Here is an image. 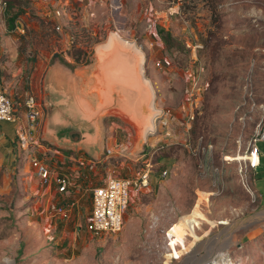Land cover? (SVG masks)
<instances>
[{
	"label": "rangeland",
	"instance_id": "obj_1",
	"mask_svg": "<svg viewBox=\"0 0 264 264\" xmlns=\"http://www.w3.org/2000/svg\"><path fill=\"white\" fill-rule=\"evenodd\" d=\"M49 1L0 4V40L6 37L16 61L24 55L8 88L37 97L38 63L51 53L65 66V51L75 60L83 50L81 65L93 68L96 47L116 32L142 51L151 88L141 82L146 104L130 139L117 128L127 123L105 124L117 131L105 140L120 151L108 160L124 161L127 177L147 162L151 171L148 183L131 191L120 230L75 228L33 251L22 242L24 203L0 195V264H264V208L244 160L264 130V0H62L63 16ZM6 9L17 13L11 29ZM72 30L82 34L77 46ZM89 39L96 41L87 51ZM151 93L160 112L143 136Z\"/></svg>",
	"mask_w": 264,
	"mask_h": 264
},
{
	"label": "crops",
	"instance_id": "obj_2",
	"mask_svg": "<svg viewBox=\"0 0 264 264\" xmlns=\"http://www.w3.org/2000/svg\"><path fill=\"white\" fill-rule=\"evenodd\" d=\"M61 1L58 0L60 4L53 0L47 2L49 9L56 5L54 12L60 10L58 16L66 13ZM2 3L3 0H0ZM56 27L60 25L56 24ZM6 43L4 36L0 40V78L7 91L17 73L11 70L15 63L20 61L21 64L24 55L16 61L17 53H11ZM112 53L109 52L103 60L95 54L93 68L70 60L66 51L64 58L69 61L66 67L60 61L51 59L53 53L44 58L46 62L39 60L43 91L40 89L37 97L44 106L33 124L29 123L26 115L25 99L8 88L16 119L0 120V195L24 203L23 218L28 230L22 242L25 247L28 246L27 251L37 250L51 242L60 243L75 228H86L91 212L92 189L110 176H128L124 161L115 166L108 160L120 151L117 146L111 145L109 139L105 140L109 132L110 139L117 134V131H107L109 126L105 124L111 122L114 128L117 122L127 123L129 127L117 125V128L123 129V136L130 139L131 127L137 128L140 119L127 111L128 106L120 93L109 83L112 68L107 61ZM25 58L29 63V58ZM149 66L148 78L158 82V72L152 65ZM20 129L29 132L32 141L28 145L19 144L17 133ZM257 144L259 163L251 170V184L260 197L261 208H264V138L259 139ZM34 156L48 164L50 175L47 180L36 173L31 163ZM61 176L67 178L63 191L58 189V178ZM62 204L69 206V215L52 214L54 208Z\"/></svg>",
	"mask_w": 264,
	"mask_h": 264
},
{
	"label": "built area",
	"instance_id": "obj_3",
	"mask_svg": "<svg viewBox=\"0 0 264 264\" xmlns=\"http://www.w3.org/2000/svg\"><path fill=\"white\" fill-rule=\"evenodd\" d=\"M55 13L60 15V10L56 9ZM72 37V36H71ZM26 107V115L30 124H33L41 114L42 103L37 99L36 95L28 94L24 101ZM16 115L11 97L7 94L4 84L0 78V120H15ZM18 141L21 146L28 145L32 141L29 132L20 129L17 133ZM264 138V130L259 137H255L251 143V147L246 154L244 160L248 167L255 168L259 163V148L257 141ZM31 163L36 173L43 179L47 180L50 175V169L46 162L37 156L31 159ZM141 172L136 178L133 177H117L110 176L106 181L92 189L91 194V212L87 221L86 228L92 233L103 231H118L122 226L123 214L127 208L129 195L132 190L138 191L148 183L150 176L149 162L140 170ZM166 170H162L164 175ZM67 186V178L61 176L58 178V189L63 191ZM70 208L67 204L58 205L54 208L52 214L67 217Z\"/></svg>",
	"mask_w": 264,
	"mask_h": 264
},
{
	"label": "water",
	"instance_id": "obj_4",
	"mask_svg": "<svg viewBox=\"0 0 264 264\" xmlns=\"http://www.w3.org/2000/svg\"><path fill=\"white\" fill-rule=\"evenodd\" d=\"M107 65L112 68V74H109L110 85L120 93L121 98L128 106L127 111L137 119H141L146 104L143 100L145 88L141 85L137 75L135 55L131 51L116 47L107 61Z\"/></svg>",
	"mask_w": 264,
	"mask_h": 264
},
{
	"label": "bare ground",
	"instance_id": "obj_5",
	"mask_svg": "<svg viewBox=\"0 0 264 264\" xmlns=\"http://www.w3.org/2000/svg\"><path fill=\"white\" fill-rule=\"evenodd\" d=\"M121 46L128 48L136 57L137 59V69H138V74H139V80L142 82L144 85H147L151 88V83L147 80V78L143 74V54L142 51L135 45L134 43H131L129 41H125L122 39L116 32H110L108 34V38L105 43L100 44L96 47L95 49V54L98 59L103 60L105 59L106 55L113 51L116 47ZM136 54H135V53ZM148 106L149 109L147 111L146 117H145V122L143 126L140 129V133L145 136L147 132L151 131L154 129L155 126V116L160 112L159 109H157L154 105V98H153V93H151V97L148 98ZM140 126L137 125V128Z\"/></svg>",
	"mask_w": 264,
	"mask_h": 264
},
{
	"label": "trees",
	"instance_id": "obj_6",
	"mask_svg": "<svg viewBox=\"0 0 264 264\" xmlns=\"http://www.w3.org/2000/svg\"><path fill=\"white\" fill-rule=\"evenodd\" d=\"M5 18H6V22L8 25V28L11 29L15 26L16 22H15V17L17 15V13L14 14H9L8 9H6V11L4 12ZM71 45L77 46L78 45V41H81L80 36L82 35L79 31L77 30H72L71 31ZM88 36L85 37V39H87ZM86 41V46H87V50L90 49L91 45L94 43V41H96L95 39H89V40H85ZM83 51V50H82ZM82 51H77L78 54H76V56L74 57V59L76 61H80L81 59V52Z\"/></svg>",
	"mask_w": 264,
	"mask_h": 264
}]
</instances>
